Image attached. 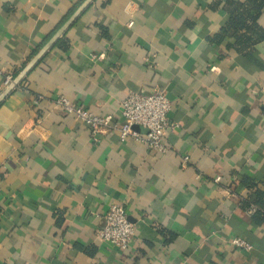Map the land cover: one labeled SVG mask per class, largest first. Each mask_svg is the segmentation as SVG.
Segmentation results:
<instances>
[{
  "label": "crops",
  "instance_id": "obj_1",
  "mask_svg": "<svg viewBox=\"0 0 264 264\" xmlns=\"http://www.w3.org/2000/svg\"><path fill=\"white\" fill-rule=\"evenodd\" d=\"M246 4L0 0V66L23 75L0 82V264H264L245 184L264 192V7L218 39ZM154 89L176 126L167 153L55 105L120 125L128 95ZM114 204L135 225L127 251L98 237Z\"/></svg>",
  "mask_w": 264,
  "mask_h": 264
},
{
  "label": "built area",
  "instance_id": "obj_2",
  "mask_svg": "<svg viewBox=\"0 0 264 264\" xmlns=\"http://www.w3.org/2000/svg\"><path fill=\"white\" fill-rule=\"evenodd\" d=\"M12 74L5 73L0 66V82L2 86L13 84ZM57 110L76 121L82 122L92 132L93 136L108 133L110 130L119 132L122 142L133 137L140 139L150 150L167 153L166 135L176 126L168 120L171 102L163 90L154 89L149 95L131 93L123 102V123L117 125L111 116H100L73 105L68 99L60 97L55 101ZM141 127L145 133L140 134L134 127ZM187 160V158H186ZM252 207L249 213L256 212ZM105 226L98 232L103 242L109 243L120 251L130 249L135 236V225L130 221L123 205L114 204L106 214ZM231 243L239 248L250 249V245L241 239L235 238Z\"/></svg>",
  "mask_w": 264,
  "mask_h": 264
},
{
  "label": "trees",
  "instance_id": "obj_3",
  "mask_svg": "<svg viewBox=\"0 0 264 264\" xmlns=\"http://www.w3.org/2000/svg\"><path fill=\"white\" fill-rule=\"evenodd\" d=\"M246 5H247L246 8H243L242 6L239 8V9H243L242 12L241 11L239 12L241 16L238 15L235 17V19L233 18L227 29L223 30L221 35L218 36V39H222L230 28L239 31L243 29L247 30L249 28H253L254 26H256V21L258 20L260 13L264 7V0H248V4ZM236 37H237V43L246 47L247 41L244 40L245 37H241V36H236ZM245 184L254 197V201H253L254 205L257 207V209L259 208L260 210H263L264 192L259 188V185L251 179H246ZM258 210H256L257 217L261 213Z\"/></svg>",
  "mask_w": 264,
  "mask_h": 264
},
{
  "label": "water",
  "instance_id": "obj_4",
  "mask_svg": "<svg viewBox=\"0 0 264 264\" xmlns=\"http://www.w3.org/2000/svg\"><path fill=\"white\" fill-rule=\"evenodd\" d=\"M22 77H23V75L19 76L18 79H16V80L14 81V83H13L12 86H11V89H13V88H14V87L20 82V80L22 79ZM134 129H139V130L143 131V133H145V130L142 129L141 127H137V126H135Z\"/></svg>",
  "mask_w": 264,
  "mask_h": 264
}]
</instances>
